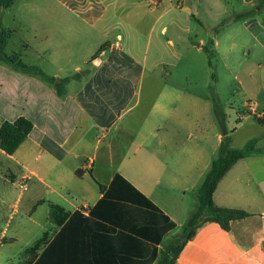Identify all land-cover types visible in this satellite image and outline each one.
<instances>
[{
    "label": "crops",
    "instance_id": "crops-1",
    "mask_svg": "<svg viewBox=\"0 0 264 264\" xmlns=\"http://www.w3.org/2000/svg\"><path fill=\"white\" fill-rule=\"evenodd\" d=\"M194 1L198 6L203 3H20L18 13L26 14L24 22L29 23L35 54L44 53L57 65L61 54L68 51V42L82 40L89 46L83 57L88 67L75 66L74 78L61 75L60 66L52 75L40 69L59 83L55 86L0 61V126L21 117L32 123L31 132L12 155L0 149V264H33L58 234L61 264H156L162 250L180 233L196 207V190L217 158L225 133L230 137L229 147L240 149L233 145V130L210 136L206 129L198 128V115L211 121L201 112L203 106L205 110L214 108L210 101L203 103L196 96H182L179 88L153 82L144 86L150 75L165 76L158 67L166 65V60L181 56L176 41L181 42L179 31L187 29L180 11L193 17ZM221 1L233 14L230 23L242 32L241 39L237 34L229 36V46L222 49L225 59L238 48L243 57L257 53L253 62L257 69L264 68L257 57L264 55V9L247 16L244 13L257 0ZM209 30L213 36L200 39L196 50L211 43L215 56L222 43L221 29ZM169 32L173 37H168ZM101 46H105L103 51L94 57ZM225 66L235 74L241 64ZM240 74L252 84L250 96L254 91L264 93V85L256 83L253 71ZM249 102L252 114L261 108L254 119L264 117V103ZM182 103L191 119L182 118ZM185 129L191 131L189 138H195L188 147L181 145ZM253 139L257 147L264 148L259 139ZM116 174L175 224L156 247L141 222H133L131 216L109 207L90 216L102 198L99 185L108 187ZM212 201L218 208L241 210L248 216L231 221L228 231L214 222L202 225L174 264H264V154L236 161L216 185ZM54 206L62 210L61 225L52 214ZM42 213L44 222L39 220ZM75 213L79 216L74 218ZM26 235L29 240L14 257L7 248ZM44 236L45 245L31 254Z\"/></svg>",
    "mask_w": 264,
    "mask_h": 264
},
{
    "label": "rangeland",
    "instance_id": "rangeland-1",
    "mask_svg": "<svg viewBox=\"0 0 264 264\" xmlns=\"http://www.w3.org/2000/svg\"><path fill=\"white\" fill-rule=\"evenodd\" d=\"M24 1L26 0H14V4L4 10V13L0 16V23L5 30H15V33L8 38L5 48L6 54L12 55L15 53L19 56L22 63L42 69L48 75H52L55 69L60 66L62 69L61 75L74 78L73 69L75 66L79 65L82 69L87 68L88 64L83 63V57L86 55V49L89 46L84 44L85 41L82 40L79 42H68L70 43L67 46L68 51L65 54H61V56L63 55L62 60L57 65L52 64L44 53L38 55L34 53L35 44H31L33 39L32 33L28 28L29 23L24 22L23 15L26 14L18 13L20 3ZM191 10L194 13L193 17L189 16L187 11H180L182 25L186 27L185 30L187 29V32L179 31L181 42L179 40L176 41L181 56H178L176 60H166V65L158 67L161 71L166 72L165 76L156 75L153 77L150 75L145 78L144 86L147 82H153L156 86L166 85L168 88H179L182 96L183 94H190L201 98L203 103L210 101L214 107L218 105L219 109H211L209 107L207 110L203 106L201 112H206L210 116L211 121L203 120L200 117L204 116L198 115V128L206 129L210 136H213L216 132H223L220 124L216 122L218 120L215 114L216 111L218 113L221 112L224 114L226 131L230 134L233 130V145L235 147L241 148L248 140L253 138L259 139V146L264 147V126L258 124L254 119V115L260 113L261 108L255 109V113L252 114L251 108L247 106L250 103L249 101L261 106L264 103V93L254 91V96H250L248 87H251L252 84L244 78L243 74H240L243 70L253 71V74L256 75V83L260 81L264 85V68L257 69L253 62L257 53L251 52L249 57H243L242 52L238 48H234L228 57L229 60L225 59L222 49L229 46V36L237 34L239 39H241L242 32L241 29L236 30L240 28L238 25L230 23L233 14L230 9L224 6L221 0H203L200 6L194 1ZM247 13H244V15ZM209 29H221L219 37L222 39L218 54H215L210 59L202 49L196 50L200 39L207 40L213 36ZM171 34L169 32L168 37H173ZM71 38L70 40H72ZM164 38L166 39L167 36ZM29 42L30 44L26 48L24 44ZM56 49L54 48V50ZM252 53L254 54L252 55ZM257 57L259 61L264 63V55H258ZM0 61L2 60L0 59ZM237 61H239L241 66L235 72V76V74H231L228 71L225 64L233 65ZM191 117L189 110L183 107L182 103V118L191 119ZM239 117H241V120ZM190 133L191 131L189 130H182V146L186 145L188 147L194 142V137L189 138ZM212 143L213 139L209 144L212 145ZM39 216V220L44 222L45 213ZM29 238L30 235H26L23 239L19 238L17 243L7 249H11L10 253L17 257L19 255L17 251L23 249L24 243Z\"/></svg>",
    "mask_w": 264,
    "mask_h": 264
},
{
    "label": "trees",
    "instance_id": "trees-1",
    "mask_svg": "<svg viewBox=\"0 0 264 264\" xmlns=\"http://www.w3.org/2000/svg\"><path fill=\"white\" fill-rule=\"evenodd\" d=\"M13 2L14 0H0V11L9 8ZM262 9H264V0H257L254 7L246 15L249 16L251 13L261 11ZM10 34V31L5 30L0 23V59L13 69L25 74L38 75L46 82L58 86L59 83L54 78L45 76L39 68L25 65L21 62L18 55H8L5 53ZM210 45L211 43H208L203 47V51L209 59L214 56ZM104 47L101 46L94 57L103 51ZM218 107V105H215L214 109H219ZM215 114L218 123L223 131L226 132L224 114L221 112L218 113L217 111ZM255 120L258 124L264 125V117H255ZM31 130L32 123L23 117L18 118L14 122L6 121L2 123L0 126V149L7 155H12L24 142ZM229 143L230 137L225 133L217 158L213 160L209 172L196 190V207L182 227L180 233L162 250L156 264H174L175 259L184 245L194 237L196 231L202 225L214 222L222 230L228 231L231 221L241 220L248 216L247 213L241 210L216 207L213 204L212 195L218 182L236 161L252 155L264 154V148L257 147L256 139L249 140L240 149L230 148ZM76 174L80 175L79 171H76ZM99 188L102 193V198L90 210V216L97 214L106 207L126 216H131L133 222H141L140 224L143 228L148 231L149 239L154 243L155 247L161 242L164 235L174 229L175 224L121 175L116 174L108 187L99 185ZM52 214L56 216L57 225H61L63 220L60 218L62 210L54 206L52 207ZM77 215L79 216V214L75 213L72 217L75 218ZM89 219L88 217L87 220ZM60 240L61 235L58 234L47 244V247L44 248L33 264H61ZM41 245H45V236L32 249L31 254H34ZM152 261H154V258L151 260V263Z\"/></svg>",
    "mask_w": 264,
    "mask_h": 264
},
{
    "label": "built area",
    "instance_id": "built-area-1",
    "mask_svg": "<svg viewBox=\"0 0 264 264\" xmlns=\"http://www.w3.org/2000/svg\"><path fill=\"white\" fill-rule=\"evenodd\" d=\"M19 187H20L21 189H25V184H24V185H23V184H20Z\"/></svg>",
    "mask_w": 264,
    "mask_h": 264
}]
</instances>
